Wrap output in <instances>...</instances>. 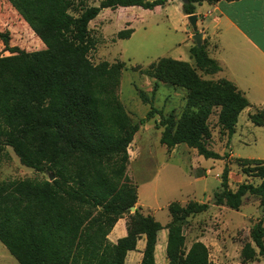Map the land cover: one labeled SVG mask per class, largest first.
Wrapping results in <instances>:
<instances>
[{
  "label": "trees",
  "instance_id": "trees-1",
  "mask_svg": "<svg viewBox=\"0 0 264 264\" xmlns=\"http://www.w3.org/2000/svg\"><path fill=\"white\" fill-rule=\"evenodd\" d=\"M170 1L98 0L94 6L89 0H7L43 47L26 51L11 45L8 30L0 31V155L8 146L22 165L54 177L0 182V242L18 264H124L140 239L144 248L139 264H156L157 234L162 229L167 231L168 264H215L200 241L183 251V224L209 205L173 201L167 206L166 225L142 214L136 207L137 186L126 172L128 147L140 126L156 114L162 128L159 142L166 149L185 145L205 159H222L208 148V120L215 114L229 140L240 112L250 106L247 98L227 79L199 76L198 72L221 71L203 41L201 47L189 49L193 63L161 57L133 68L154 80L152 95L158 82L187 91L177 118L173 111L163 115L152 105V97L136 88L150 109L133 123L118 97L125 63L95 64L89 59L96 41L88 24L103 9L153 10ZM219 1L236 0H189L182 4V12L195 14L198 4ZM132 33V28H125L116 37L124 39ZM249 120L263 126L264 109L249 115ZM236 159L242 173L259 183L243 182L232 190L225 164L213 202L237 211L245 195L258 198L262 216L240 250L241 262L246 263L264 259V161ZM124 217L126 234L110 241L109 233Z\"/></svg>",
  "mask_w": 264,
  "mask_h": 264
},
{
  "label": "rangeland",
  "instance_id": "rangeland-1",
  "mask_svg": "<svg viewBox=\"0 0 264 264\" xmlns=\"http://www.w3.org/2000/svg\"><path fill=\"white\" fill-rule=\"evenodd\" d=\"M88 4L97 6L98 0H89ZM180 5L179 0H172L153 10L140 7L103 9L88 24L90 34L96 41L95 47L89 52V59L95 64L102 61L125 63L119 78L118 97L133 123L145 117L150 109L149 104L141 102L136 88L143 90L149 98L152 97V105L165 116L173 111L178 118L185 105V89L158 82V89L152 95L154 80L133 69L135 66L145 67L161 57L190 62L188 50L193 43L188 36L191 27L187 19L182 18ZM125 28L133 29L131 36L117 38V32ZM2 30L10 32L11 45H17L26 51L43 47L7 0H0V31ZM1 48L0 44V50ZM198 74L204 80L215 81L209 75L201 72ZM243 119L244 116L241 115L234 134L228 140L216 116H210L208 127L211 138L208 148L222 156L219 160L205 159L185 145L166 149L159 142L162 128L157 125L159 116L156 114L140 126L128 147L126 172L137 186L136 207L140 208L142 214L151 215L161 225H166L170 221L167 206L173 201L180 205L189 201L209 205L208 210L189 217L183 224V251L201 236L213 240L217 237L233 251L236 242L249 241L251 224L248 225V222L254 223L262 216L258 203L254 201L255 196L246 195L237 211L225 205L216 206L213 202L214 193L220 189V176L225 164L229 167L228 184L232 190L243 182L258 184L257 178L243 174L237 164L236 158H246V155L255 150L252 141L244 140L246 134L241 129ZM50 178L51 175L46 172H38L22 165L12 149L4 147L0 155V182ZM163 232L161 236L164 234L165 241L166 231ZM155 263L168 264L164 242L159 241L155 246ZM0 264H18L1 242Z\"/></svg>",
  "mask_w": 264,
  "mask_h": 264
},
{
  "label": "crops",
  "instance_id": "crops-1",
  "mask_svg": "<svg viewBox=\"0 0 264 264\" xmlns=\"http://www.w3.org/2000/svg\"><path fill=\"white\" fill-rule=\"evenodd\" d=\"M180 4L182 18L187 19V15L182 12L181 1ZM195 14L197 31L203 35L202 43L206 42V53L221 66V71L209 76L215 80L223 78L233 82L250 103V106L243 109L238 116V120L241 115L244 116L241 127L246 134L244 140L252 141L255 147V150L244 159L264 161V125L255 126L249 120V115L254 114L256 110L264 109V0L219 1L213 4L202 2L196 6ZM193 33L191 30L188 36L191 41ZM192 43L195 45L193 41ZM191 61L190 59L189 63ZM254 201L258 203V198L256 197ZM125 223L126 219L123 218L116 222L108 235L110 241L115 242L126 234ZM254 223L249 221L248 225L251 224L252 227ZM164 230L158 232L156 246L159 241L166 245L164 234L161 236ZM195 241L202 242L208 248L209 258L215 264H264V259L261 257L242 263L240 250L243 243L241 242H236V246L231 251L217 237L213 240L201 236ZM143 248L144 239H140L136 250L127 253L124 264H139Z\"/></svg>",
  "mask_w": 264,
  "mask_h": 264
},
{
  "label": "water",
  "instance_id": "water-1",
  "mask_svg": "<svg viewBox=\"0 0 264 264\" xmlns=\"http://www.w3.org/2000/svg\"><path fill=\"white\" fill-rule=\"evenodd\" d=\"M182 2V4L188 3L189 0H180ZM187 21L191 27V30L194 32L191 36L192 41L194 42V44L196 45V47H201L202 45V33L197 31V15L196 14H191L188 15L187 17ZM54 177L51 176L50 180H53ZM135 210V207H131L130 211L133 212Z\"/></svg>",
  "mask_w": 264,
  "mask_h": 264
}]
</instances>
